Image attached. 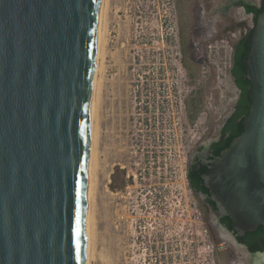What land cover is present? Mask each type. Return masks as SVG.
Returning <instances> with one entry per match:
<instances>
[{
  "label": "rangeland",
  "instance_id": "1",
  "mask_svg": "<svg viewBox=\"0 0 264 264\" xmlns=\"http://www.w3.org/2000/svg\"><path fill=\"white\" fill-rule=\"evenodd\" d=\"M223 1L104 0L89 264H248L187 177L235 100L228 65L203 68L189 41Z\"/></svg>",
  "mask_w": 264,
  "mask_h": 264
},
{
  "label": "water",
  "instance_id": "2",
  "mask_svg": "<svg viewBox=\"0 0 264 264\" xmlns=\"http://www.w3.org/2000/svg\"><path fill=\"white\" fill-rule=\"evenodd\" d=\"M99 5L0 0V264H86ZM247 42L243 130L206 181L233 223L254 231L264 227V3ZM248 264H264V251L249 252Z\"/></svg>",
  "mask_w": 264,
  "mask_h": 264
},
{
  "label": "flooded vegetation",
  "instance_id": "3",
  "mask_svg": "<svg viewBox=\"0 0 264 264\" xmlns=\"http://www.w3.org/2000/svg\"><path fill=\"white\" fill-rule=\"evenodd\" d=\"M246 1H249V0H246ZM242 3H243L242 0H224L222 3L216 5V7L213 9L214 13H211V14H215L214 17H215L217 26L219 27V30H221V33H223V31L227 32L228 30L242 27L244 25V22L238 21L236 13H235L236 7L243 5ZM248 3L255 6L251 1H249ZM211 14L206 13V15H208V16H213ZM200 26L202 27L203 23L201 24V21L199 19L197 24L194 25L193 28L190 30L191 36H190L189 41H190V47L193 50V52H194V45H193L194 44L193 43L194 38H195V36H197L199 34V30L201 29ZM204 28H205V25H204ZM248 35L249 34L243 35L234 42V47H233V52H232V57H231V64H230L229 68L227 69V74H228L229 79L231 80L232 85L234 86L235 92H236L235 100L232 102L231 110H230L228 116L226 117V119L224 120V122H223V124L219 130L218 135L215 136L214 138H211V140L206 142V143H201L196 148V150L193 153V156H192V159H191V162H190L188 168L192 164H197L196 168L198 171H200L201 177H202V182H199V184L200 185L202 184L203 186L209 188V192L205 193V192H202L200 190L199 191L194 190L190 187L192 189L193 193L203 197V200L207 204L210 211H212L215 214V216H217L219 224L224 229H226V231L230 232L231 236H233V238L237 241V243L240 244V246H243L249 253L251 251H249V249H248V245H247L248 239L246 238V233L248 231L240 230L236 226L235 223H233V229H229L227 224L221 221V218L226 216V214L221 210V206L219 204L220 201L215 197L212 189L208 186V183L206 181V175L210 171L211 162L213 160V157H211L214 153L213 143L218 141L221 138L222 130H223V127L225 126L227 120H231V118L233 117V113L236 110L241 111V109H243L244 106H246L247 102H248V97L246 95V92L243 89V87L240 85V84H243L246 86L245 88L248 87L247 74L244 75L242 73V71L239 70L238 66L235 64V54H236V52L238 53L243 49V47H244L243 42L247 39ZM192 61L195 62L194 57H192ZM230 126L231 125H229V127ZM204 167H206V169ZM202 168H204V170H202ZM189 185H190V183H189ZM208 198L215 201L216 210L212 209L210 203L208 202ZM239 237H241V240L239 239ZM249 241L252 242V239L249 238ZM256 243H257V241H256ZM258 243L260 245H262L264 248V239H262V238L258 239ZM263 251H264V249H263Z\"/></svg>",
  "mask_w": 264,
  "mask_h": 264
},
{
  "label": "built area",
  "instance_id": "4",
  "mask_svg": "<svg viewBox=\"0 0 264 264\" xmlns=\"http://www.w3.org/2000/svg\"><path fill=\"white\" fill-rule=\"evenodd\" d=\"M256 7H260L262 0H249ZM236 16L239 22H244L242 27L228 30L221 33L214 16L206 15L201 11V24L199 34L194 38L195 60L205 69H219L221 65L228 67L231 64V57L234 42L241 36L249 34L255 24L254 16L245 10L243 5L236 7ZM205 25V28H204ZM224 29V28H223ZM224 52V55H223Z\"/></svg>",
  "mask_w": 264,
  "mask_h": 264
},
{
  "label": "trees",
  "instance_id": "5",
  "mask_svg": "<svg viewBox=\"0 0 264 264\" xmlns=\"http://www.w3.org/2000/svg\"><path fill=\"white\" fill-rule=\"evenodd\" d=\"M263 3H264V0H262V4L260 7L252 6L250 4H243L245 10L247 12L253 14L254 22L256 21L257 15L262 10ZM250 33H249V35H250ZM248 36H247V39H248ZM247 39L243 42V45H244L243 49L238 53L236 52V54H235V64L238 66L239 70H241L244 75L247 74L245 63H244V60L246 58V53L248 50ZM240 85L243 87V89L245 90L246 95L248 97L247 105L244 106V108L241 109V111L236 110L233 113V117L231 118V120H227L225 126L223 127L221 138L218 141L213 143L214 153L211 157L218 156L220 154V152L222 150L226 149L229 146V144L231 143V141L235 137L240 135L242 130H243L242 121H243L245 115L247 114L248 109H249V105H250V82L248 80V87L247 88H245L246 86L243 84H240ZM229 125H231V126L229 127ZM196 167H197V164H192L188 168V171H187V177H188V180L190 183V187L194 190H198V191L200 190L202 192L208 193L209 188L203 186L202 184L201 185L199 184V182H202V177H201L200 171H198ZM204 168L206 169V167H204ZM204 168H202V170H204ZM114 176L115 175H113V179H114ZM208 202L210 203L212 209L216 210L215 201L208 198ZM221 221L226 223L227 226L229 227V229H233V221H232L230 216L226 215V216L222 217ZM246 238L248 239L247 245H248L249 251H251V252L263 251V249H264L263 246L258 243V239H260V238L264 239V227L263 226H259L254 231H248L246 233ZM249 238L252 239V242L249 241ZM239 239L241 240V237H239ZM256 241H257V243H256Z\"/></svg>",
  "mask_w": 264,
  "mask_h": 264
},
{
  "label": "bare ground",
  "instance_id": "6",
  "mask_svg": "<svg viewBox=\"0 0 264 264\" xmlns=\"http://www.w3.org/2000/svg\"><path fill=\"white\" fill-rule=\"evenodd\" d=\"M103 14H104V0H100L99 5V20H98V30H97V44H96V57H95V66H94V75H93V82H92V97H91V107H90V126H89V141H88V174H87V191H86V264H89L90 261V254H91V243H90V217L89 212V202L90 200V193L92 187V180H93V159L94 157V148H95V137H96V126H95V92H96V84H97V71L99 68V59L101 54V46L103 45V38H104V23H103ZM98 94V93H97ZM97 110V109H96ZM97 125V124H96ZM91 211V210H90ZM92 224V223H91ZM92 233V232H91ZM240 264V263H238Z\"/></svg>",
  "mask_w": 264,
  "mask_h": 264
}]
</instances>
